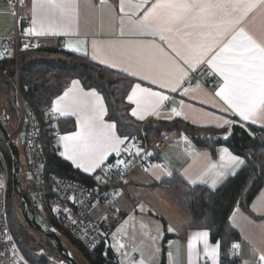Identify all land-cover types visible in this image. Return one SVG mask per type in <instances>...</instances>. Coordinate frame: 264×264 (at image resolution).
<instances>
[{
	"label": "snow or ice",
	"instance_id": "snow-or-ice-1",
	"mask_svg": "<svg viewBox=\"0 0 264 264\" xmlns=\"http://www.w3.org/2000/svg\"><path fill=\"white\" fill-rule=\"evenodd\" d=\"M85 3L96 7L90 4V0H85ZM106 6L107 0H100V7ZM261 6H264V0H119L118 17L115 9L107 6L108 26L118 24L120 36H150L158 38L160 43L155 39L107 44L93 41L91 59L107 64L109 61L100 57L109 53L114 58L120 57L121 61L129 63V67L123 68V71L172 92L188 77L189 70L195 71L206 64L211 75L219 77L214 90L226 105L224 111H231L241 121L252 125L259 122L264 128V27L259 30L261 37L257 38L243 26L250 14ZM79 13V0H32V27L26 29L25 34L72 35ZM67 46L73 52L88 56L87 51L82 52L79 42L69 41ZM111 66L117 67L118 64L112 62ZM79 85V80H73L71 87L51 103L53 113L72 115L77 121L78 131L60 137L64 150L59 154L84 172H95L109 156L115 154L120 157L122 151L130 152V147H135V155L139 156L143 150L141 147L133 144L121 148L130 138L117 134L115 122L105 121L107 108L104 98L95 89L85 91ZM126 99L130 105H135L131 115L144 120L147 115L158 116V109L170 97L136 83ZM171 111L176 116L181 115L175 107ZM218 119H222L218 127L236 123ZM131 139L135 140L134 137ZM221 152V161L227 157V162L219 166L222 170L212 172L218 165L211 163L209 171L186 181L190 187L207 183L204 177L211 173V188L215 189L229 175L223 169L243 164V160L232 155L227 148ZM124 164L125 160L117 159L115 165L109 164L107 167L119 168ZM154 167L164 171L160 164ZM166 175L170 177L172 173L166 172ZM96 180L107 182V173L97 176ZM0 186H3L2 182ZM253 207H256L255 203ZM169 231L172 229L169 228ZM208 237V231L192 234L188 241L190 261L194 242L202 241L204 255L210 257L213 264H219L221 242L210 245ZM238 247V244H232L233 249ZM259 260L264 262V254L259 256ZM138 264H144V261L140 260Z\"/></svg>",
	"mask_w": 264,
	"mask_h": 264
},
{
	"label": "crops",
	"instance_id": "crops-1",
	"mask_svg": "<svg viewBox=\"0 0 264 264\" xmlns=\"http://www.w3.org/2000/svg\"><path fill=\"white\" fill-rule=\"evenodd\" d=\"M27 2L28 9L23 11L22 15L25 18L32 19V0H27ZM79 3V18L74 22V33L72 35L30 36L39 38V44L42 46H55L57 44H61L62 50L83 56L80 53L71 51L67 46L69 41L74 43L79 42L82 52L87 51L88 53V56L83 57H89L90 59L93 53V41L107 44L108 42L120 41L147 42L155 39L157 43H160L158 38L150 36H129L127 34L125 36H120L118 24L114 27L108 26L109 14L107 13V6H111L113 9H115L116 15L118 17L120 14L119 0H107V6L105 8L100 7L99 0H90V4L95 5L96 7H91L90 5L86 4L85 0H79ZM9 8L10 5L8 0H0V37L13 36L17 30L14 17L8 13ZM243 26L246 27L247 30L257 38H260L261 32L259 30L264 27V6H261L252 14H250ZM30 27H32V25L22 26L20 29L21 34L28 35L25 34V30ZM100 58L108 60L109 63L101 64L98 60L93 61L128 75L134 80V84L141 83L143 87H150L154 91L163 92L165 95L170 97V99L164 101L161 107L158 109V116L155 114L147 115L144 120H138L133 116L137 121H172L174 119H179L184 122V124H188L189 126L200 130H224L222 135V138L224 139L229 137L231 128L236 123H239L246 128L253 127L264 131V128L261 127L259 122L255 125H252L249 122L241 121L239 116H236L231 111H224L226 105L219 97L215 95L214 90V85L218 84L219 77H213L211 75V70L207 68L206 64L200 65L195 71L189 70V75L190 72H196L198 74L200 82H195V84L189 88L184 87V83L189 78L188 75L183 83L177 87V90L172 92L168 88H161L159 84H152L147 80H141L139 76H132L129 74V72L123 71V68L129 67V63L126 61H121L120 57L114 58L109 53ZM112 62H116L118 66L112 67ZM72 81L65 91L71 87ZM79 86L83 88L81 83ZM185 89H188V91L185 92ZM181 101H183V104H181ZM172 106L181 112L180 116H176L174 113H172ZM134 107L135 105H132V108ZM106 115L104 119L106 122H109L106 119ZM218 118L233 120L236 121V123L218 127L217 124L222 123V119ZM62 120H75V131H78L75 116L65 115L62 116ZM68 133L71 132H65L64 135ZM151 143L153 146L158 143L157 151L159 152V161L166 166V169L162 171L161 169L155 168L154 166L147 171L141 170L137 167L133 168L129 173L128 180L118 187V197L110 205L101 206L94 212L95 219L101 223V244L99 246V251L105 257H121L117 252L118 249L114 246L116 240L114 235L120 225L127 219H133L135 228L137 227V224H140L136 230L131 231L130 234H133L134 236H136V233L139 230L148 228L150 218H157L163 222L164 226L162 236L164 237L166 235L176 236L180 234L189 224L190 216L188 213L178 206V204L161 186L156 185L158 182L170 179L174 175L181 176L185 181H188L192 178H198L202 173L209 171V165L211 163L218 165L217 169L211 170L212 172L222 170L219 166L227 162V157H225V161H221L220 159L222 155L221 150L223 148H227L232 155L237 156L225 145L216 147L215 155H213L210 150L199 148L198 145L192 140L190 134L186 131L181 133L162 134L160 138L154 140ZM125 147H129V140L121 146L122 149ZM63 150L62 144L58 150L59 156H61L59 153ZM114 156L115 154L109 156L101 168L97 169L95 172H84L82 168L76 167V165L71 160H68L66 157H61L69 162L75 169L87 176L95 175L96 178L98 174L112 170V168L109 169L107 166L111 164V159ZM241 160L243 159L241 158ZM242 166L243 164H240L228 169H223L224 171L228 172L229 175H227L223 181L219 182L216 188L228 177L237 174ZM166 172H171L172 176H167ZM158 176L160 177L159 179L157 178ZM204 179L207 181V183H198L197 185L211 188L213 179L211 173L205 176ZM262 202H264V188L252 201L250 206V214L242 210H236L232 215V226L241 237L240 242L237 243L239 247L234 249L235 253L240 258V264H264V262L259 260V256L264 254V206H262ZM254 203L256 205L255 208L253 207ZM140 206L142 207V212L139 211ZM127 211H130V213H126L124 217L125 219L120 224H118L117 220L119 218V214L121 212ZM169 228H171L172 231H169ZM196 231L204 230H190L188 231L185 238L171 237L167 241L165 244L166 264H213L212 259L204 255V245L202 241L194 242L191 261L189 260L188 241L192 234ZM120 238L124 239L125 237L124 235H121ZM208 242L210 245L215 244L211 240L210 233ZM143 253L147 256L144 264L160 263L162 254L160 251H157L156 246H154L152 250L143 249ZM135 256H137L138 259H134ZM135 256H133V258H131L127 264H132L134 261L138 262L142 260L138 255ZM219 264H221V256H219Z\"/></svg>",
	"mask_w": 264,
	"mask_h": 264
},
{
	"label": "trees",
	"instance_id": "trees-1",
	"mask_svg": "<svg viewBox=\"0 0 264 264\" xmlns=\"http://www.w3.org/2000/svg\"><path fill=\"white\" fill-rule=\"evenodd\" d=\"M19 88L23 98L32 104L40 115L42 107H51L52 101L61 96L72 80H79L85 90L95 89L102 95L107 107L106 119L117 124V134L134 137L141 142L143 133L153 142L165 133H181L186 131L199 148L210 150L215 155L218 146H227L234 154L244 161L240 171L228 177L217 188L189 184L179 175L162 180L156 185L161 186L168 195L190 216L189 224L176 236L166 235L165 244L171 237L185 238L190 230H204L211 235L213 243L221 242V264H240V258L232 248L233 243L241 240L240 234L231 223L236 210L251 213V203L264 188V138L256 139L251 131L258 129L236 123L232 126L227 139L222 138L224 130L197 129L184 124L179 119L172 121L149 120L137 121L131 115L132 105L126 97L134 85V80L128 75L101 65L89 57L79 56L62 50L61 44L42 46L36 50H21L19 53ZM15 69L14 59L0 61V94L8 99L9 110L16 114L15 108ZM10 111V112H11ZM62 130H76L75 120H62ZM0 138L2 135L0 133ZM146 138V137H145ZM146 138V139H147ZM3 141V139L1 140ZM0 164L6 168L8 181L7 212L12 234L25 258L31 264L41 263L38 250H45L48 255L57 260H64L54 245L42 234L28 228L13 201L12 172L13 161L10 150L0 146ZM59 148L47 144L45 169L48 174L70 178L83 184H95V175L87 176L75 169L69 162L58 155ZM22 148H20V154ZM98 176V175H97ZM25 185V184H24ZM32 204L39 213L32 183L25 185ZM125 213H120L117 221L124 219ZM64 244L76 246L86 264H113L107 262L105 256L97 248V256H90L71 237L67 236ZM70 249V248H69ZM71 250V249H70ZM164 253V252H163ZM75 256V255H74ZM76 258V256H75ZM77 259V258H76ZM108 259H113L109 256ZM65 261V260H64ZM77 261L80 262L78 258ZM161 264H166L165 255Z\"/></svg>",
	"mask_w": 264,
	"mask_h": 264
},
{
	"label": "built area",
	"instance_id": "built-area-1",
	"mask_svg": "<svg viewBox=\"0 0 264 264\" xmlns=\"http://www.w3.org/2000/svg\"><path fill=\"white\" fill-rule=\"evenodd\" d=\"M8 3L10 5L8 13L14 17L17 30L13 36L0 38V61L12 58L18 70L20 51L36 50L40 44L39 38L23 35L20 32L22 26L31 25V19L22 15V11L28 7L27 0H23L22 3L21 0H8ZM195 82H200L198 74L190 72L184 87L189 88ZM16 97L15 108L20 114L21 122L19 132L11 136V140L17 143L16 138L19 133H24L23 151L31 175L38 214L59 234L71 237L87 254L96 257L97 248L101 244V223L95 219V210L101 206L110 205L118 197V187L128 180L133 168L137 167L147 171L154 165L160 164L163 169H166V166L159 161L158 143L153 146L146 133H143L144 138L141 142L129 140V147L134 144L143 149L139 156L135 155L136 148L130 147V152L122 151L120 157L114 156L111 159L112 165H115L117 159L125 160L126 164L120 165L119 168L113 167L111 171L98 175L104 176L107 173V182H98L95 179L93 185L81 182L77 184L75 180L48 174L45 171L47 144L52 148H60L62 145L60 137L64 135V132L61 126V115L53 113L51 108L46 107L41 109L42 115H40L36 108L23 98L19 85ZM251 133L256 139L263 141L264 131L256 130ZM0 146L8 148V142L3 140ZM0 182L3 185L0 186V264H31L18 246L9 225L7 177L1 165ZM69 197H74V199ZM39 256L45 257L43 250ZM134 259L138 257L135 256ZM105 260L120 264V257ZM54 261L53 258L47 259V263ZM60 264H67V262L63 260Z\"/></svg>",
	"mask_w": 264,
	"mask_h": 264
},
{
	"label": "rangeland",
	"instance_id": "rangeland-1",
	"mask_svg": "<svg viewBox=\"0 0 264 264\" xmlns=\"http://www.w3.org/2000/svg\"><path fill=\"white\" fill-rule=\"evenodd\" d=\"M26 9H28V7ZM26 9H24L23 11H25ZM19 68L20 67H19V63H18V70L15 69V74H16L15 75V85H16L15 86V95H16V91L18 90L17 83H19L18 82L19 73H20ZM15 95H14V97H15ZM8 101L9 100L6 99V96H4L3 94H0V118H2V120L4 121V123L6 125V129H7L8 133L10 134V136H15L19 132L21 118H20V114L18 112H16V114H14V112L9 110ZM46 108H51V107H46ZM143 124L145 125L146 123H143ZM2 139L4 140L3 136H2V138H0V144H2V141H1ZM24 140H25L24 133L23 132L19 133L18 137L16 138V141L18 143V146L20 148H22V153L20 154L22 179H23L24 184L26 185L28 182L29 183L31 182V175H30V171H29L28 166H27V162L25 160V156H24V151H23ZM0 152H1V149H0ZM2 167L6 170V168L4 166H2ZM139 211H141V212L143 211L141 206L139 208ZM122 213H125V215H126V213H130V211L122 212ZM117 218H118V216H117ZM124 219L118 221V224H120ZM134 224L135 223H134L133 219H127L125 222H123L120 225V227L117 229V231L114 235V237L116 239L114 246L118 249L117 252L122 257L121 263L122 264L129 263V260L131 258H133V256H135V255H138L145 262V260L147 259V256L143 253V249L152 250L154 248V246H156L157 251H160V253L162 254V257H161V260L159 263V264H161L163 256L165 255V257H166V246H165V250H164V244L162 242V241H164V236H162L163 226H164L163 222L157 218H150V223L148 224V228L139 230L136 233V236H134L133 234H130V233H131V231L136 230L140 224H137L136 228L134 227ZM59 235L61 236V239L63 237V239L67 242V238H66L67 236H62V234H59ZM121 235H124L125 238L124 239L120 238ZM121 244L124 245L123 248L120 247ZM68 246L71 249L73 255H75L77 259L79 258L80 262L81 261L84 262V263L81 262L82 264H86V262L84 261V259L82 258L81 254H80L79 249L73 245H71V246L68 245ZM40 252H42V250H38L36 252V255L39 256ZM43 252H44V256L47 259L53 258L55 260V262L62 261V260L55 259L51 255H48V253L45 250H43ZM134 262H136V261H134ZM165 262H166V258H165ZM132 264H134V263H132Z\"/></svg>",
	"mask_w": 264,
	"mask_h": 264
},
{
	"label": "water",
	"instance_id": "water-1",
	"mask_svg": "<svg viewBox=\"0 0 264 264\" xmlns=\"http://www.w3.org/2000/svg\"><path fill=\"white\" fill-rule=\"evenodd\" d=\"M0 133L4 140L8 142V148L13 160V191L22 199V217L26 226L46 237L61 254L68 264H80L74 257L72 251L64 244L58 231L42 220L34 208L29 194L22 181V169L19 146L11 140V136L6 129L4 121L0 118ZM41 263L47 264V258L41 257Z\"/></svg>",
	"mask_w": 264,
	"mask_h": 264
},
{
	"label": "bare ground",
	"instance_id": "bare-ground-1",
	"mask_svg": "<svg viewBox=\"0 0 264 264\" xmlns=\"http://www.w3.org/2000/svg\"><path fill=\"white\" fill-rule=\"evenodd\" d=\"M195 84V83H194ZM18 85H19V83H18ZM16 102H17V97H16V95H15V102H14V104H15V106H16ZM37 110V109H36ZM62 117V116H61ZM2 119V118H1ZM64 132V131H63ZM13 161V160H12ZM45 171H46V169H45ZM99 175V174H98ZM12 178H13V173H12ZM22 181H23V179H22ZM76 183L77 184H79V181H76ZM23 184H24V182H23ZM7 186H8V181H7ZM25 186V185H24ZM26 188V187H25ZM27 190V189H26ZM28 192V191H27ZM13 194H14V202L16 203V205L18 206V210H19V212H20V214L22 215V213H21V211H22V199L20 198V197H18L15 193H14V191H13ZM29 194V193H28ZM30 197V196H29ZM32 202V201H31ZM23 221H24V219H23ZM105 258H108V257H105ZM61 262H63V260L62 261H59V262H49V263H47V264H53V263H56V264H60ZM119 263L120 264H122L121 263V257H120V261H119Z\"/></svg>",
	"mask_w": 264,
	"mask_h": 264
}]
</instances>
